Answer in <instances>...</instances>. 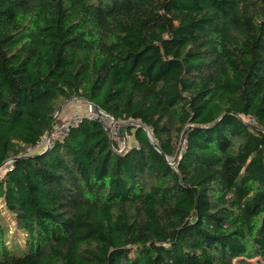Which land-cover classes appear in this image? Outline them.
I'll return each instance as SVG.
<instances>
[{
	"label": "trees",
	"instance_id": "obj_1",
	"mask_svg": "<svg viewBox=\"0 0 264 264\" xmlns=\"http://www.w3.org/2000/svg\"><path fill=\"white\" fill-rule=\"evenodd\" d=\"M0 166V264H264V0H0Z\"/></svg>",
	"mask_w": 264,
	"mask_h": 264
},
{
	"label": "rangeland",
	"instance_id": "obj_2",
	"mask_svg": "<svg viewBox=\"0 0 264 264\" xmlns=\"http://www.w3.org/2000/svg\"><path fill=\"white\" fill-rule=\"evenodd\" d=\"M94 112L93 104L87 102L86 100L79 98H72L70 100H66L63 102L57 112L54 129H60V125L66 121H72L75 118L82 117L84 113ZM107 124L112 127L111 134L113 139L118 141V144L121 147H125L129 143L133 142L132 137L126 135L125 137L121 135V123L120 121H116L111 119L108 120ZM19 248H22L18 246Z\"/></svg>",
	"mask_w": 264,
	"mask_h": 264
},
{
	"label": "built area",
	"instance_id": "obj_3",
	"mask_svg": "<svg viewBox=\"0 0 264 264\" xmlns=\"http://www.w3.org/2000/svg\"><path fill=\"white\" fill-rule=\"evenodd\" d=\"M93 109H94V112L92 111L91 113H84V115H87L89 117H92V118H99L101 120H103V122L106 124V126L108 128H110V134H111V129L112 127H110L107 122L108 120L111 121V119L115 120L112 116H110L108 113H106L105 111H103L102 109L96 107L93 105ZM81 117H78V118H75L74 120L72 121H66L64 123H62L60 126V129H55L50 135L46 136L43 140L40 141V143L33 148L32 151L30 152H33L34 150L36 149H40L42 147H47L51 142H52V136L53 135H62L63 133H65L68 129H69V126L70 125H76L79 120H80ZM112 136V134H111ZM113 137V136H112ZM123 149L125 147H122ZM0 170H2V167L0 166Z\"/></svg>",
	"mask_w": 264,
	"mask_h": 264
},
{
	"label": "water",
	"instance_id": "obj_4",
	"mask_svg": "<svg viewBox=\"0 0 264 264\" xmlns=\"http://www.w3.org/2000/svg\"><path fill=\"white\" fill-rule=\"evenodd\" d=\"M132 124H136V123H132ZM51 131H52V130H51ZM51 131L49 132V135L52 133ZM151 139H152V138H151ZM152 141H153V139H152ZM154 145H155L156 147H158V145H157L156 143H154ZM126 146H127V145H126ZM126 146H125V147H126ZM172 163H173V162H172Z\"/></svg>",
	"mask_w": 264,
	"mask_h": 264
}]
</instances>
